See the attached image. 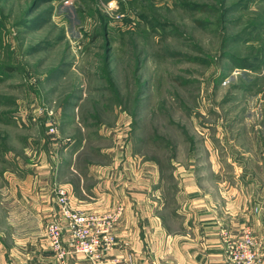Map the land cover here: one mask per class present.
I'll return each mask as SVG.
<instances>
[{"label":"rangeland","instance_id":"rangeland-1","mask_svg":"<svg viewBox=\"0 0 264 264\" xmlns=\"http://www.w3.org/2000/svg\"><path fill=\"white\" fill-rule=\"evenodd\" d=\"M111 1L0 0V213L62 130L158 164L170 210L174 163L264 187V0Z\"/></svg>","mask_w":264,"mask_h":264},{"label":"crops","instance_id":"crops-1","mask_svg":"<svg viewBox=\"0 0 264 264\" xmlns=\"http://www.w3.org/2000/svg\"><path fill=\"white\" fill-rule=\"evenodd\" d=\"M84 137L78 141L62 130L53 156L41 151L38 163L26 165L30 174L8 179L14 203L10 215L0 213V264H58L44 227L57 215L54 189L60 185L76 209L107 214L124 207L113 231L116 246L102 264H231L224 234L236 238L246 229L261 244L264 264V187L256 179L238 175L227 183L213 160L174 163L176 206L170 210L158 164L120 150L108 163H92ZM208 169V177L197 172ZM70 264L92 263L80 255Z\"/></svg>","mask_w":264,"mask_h":264},{"label":"built area","instance_id":"built-area-1","mask_svg":"<svg viewBox=\"0 0 264 264\" xmlns=\"http://www.w3.org/2000/svg\"><path fill=\"white\" fill-rule=\"evenodd\" d=\"M69 4V2H66ZM108 7L118 8L117 0ZM53 114H50L52 117ZM50 134L57 135V127L52 121ZM57 204L56 217L47 223L45 237L58 264H70L76 256L86 257L92 264H102L107 254L116 246L113 231L124 214L119 206L108 214H95L76 209L69 191L64 186L54 189ZM225 259L231 264H260L261 244L250 230H244L239 237L224 234Z\"/></svg>","mask_w":264,"mask_h":264},{"label":"trees","instance_id":"trees-1","mask_svg":"<svg viewBox=\"0 0 264 264\" xmlns=\"http://www.w3.org/2000/svg\"><path fill=\"white\" fill-rule=\"evenodd\" d=\"M241 66H243V67H242L243 69H247V66H246V65H241Z\"/></svg>","mask_w":264,"mask_h":264}]
</instances>
